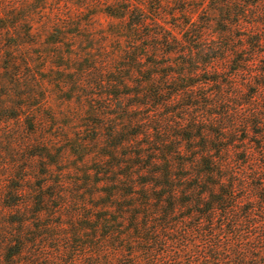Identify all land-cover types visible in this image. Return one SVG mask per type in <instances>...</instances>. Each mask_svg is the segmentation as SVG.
Listing matches in <instances>:
<instances>
[{
    "label": "trees",
    "instance_id": "trees-1",
    "mask_svg": "<svg viewBox=\"0 0 264 264\" xmlns=\"http://www.w3.org/2000/svg\"><path fill=\"white\" fill-rule=\"evenodd\" d=\"M48 1L0 12V264H264V0H105L110 31ZM66 116L97 173L73 198Z\"/></svg>",
    "mask_w": 264,
    "mask_h": 264
},
{
    "label": "rangeland",
    "instance_id": "rangeland-1",
    "mask_svg": "<svg viewBox=\"0 0 264 264\" xmlns=\"http://www.w3.org/2000/svg\"><path fill=\"white\" fill-rule=\"evenodd\" d=\"M30 1H37V0H0V12L3 13V10H7L11 8V6H23L26 4H30ZM63 1V9L67 10L71 6V3H78L82 2L84 9L82 12L74 13V15H77V18H80L81 21L87 22L86 20L93 19L91 21V25L86 26L87 28L93 29V30H106L110 31L114 27L112 25V22L115 23L118 21L117 18H113L111 16H108L103 11V6L105 5V0H61ZM66 1L68 3H66ZM133 1H140V0H133ZM144 3V6L146 7L145 10L147 13L151 16H156L158 18H165L169 22H171L172 18H182L191 15L194 17H207L210 16L208 13L209 5L211 4V1L209 0H141ZM70 2V3H69ZM208 6V7H207ZM5 7V8H4ZM53 7V2L48 1L47 3V12H51ZM4 8V9H3ZM20 8V10H22ZM185 9L187 11H185ZM61 14V13H59ZM62 15H69V11H64ZM36 18L40 19V16H36ZM73 28V27H71ZM210 34V33H208ZM65 75L67 76L66 72ZM58 76L62 77V73L57 72L56 78ZM57 122L60 123L61 127L60 129L55 130V134H58L59 132L64 134L63 140L61 141V144L58 146L59 148L63 149H69L70 153L66 155L64 160L55 164L52 166L53 169L49 170V174H63L64 179L67 181V186L65 187L66 193L70 198H73L74 196H80L83 194H88L89 192H92L93 190V183L92 181L95 179L93 175H87V174H97L95 173V163L93 162H84L82 159H80L79 154L77 153L76 149L72 146V142H66L65 140L67 138H73L75 139L76 136H84V133L81 135L76 134L77 127L84 128L85 124H90V120L86 122H76L72 123L71 119L69 117H64L58 120ZM91 128V127H87ZM62 130V131H61ZM10 135V134H8ZM76 146V145H75ZM57 147V148H58ZM97 149V147L95 148ZM122 150H118V154L114 158H108V176L110 178H113V176L124 174L123 169L121 166L116 165L117 163L120 164V161L123 160L122 158ZM45 162V161H44ZM50 162V161H49ZM45 164V163H44ZM50 164V163H48ZM32 171H30V174H39L43 172L42 170V163L39 161L34 162L31 165ZM112 168V169H111ZM37 176V175H36ZM67 197V196H66ZM68 198V197H67ZM70 198H68L70 200ZM76 203H71L70 208L76 209ZM63 221V220H62Z\"/></svg>",
    "mask_w": 264,
    "mask_h": 264
}]
</instances>
